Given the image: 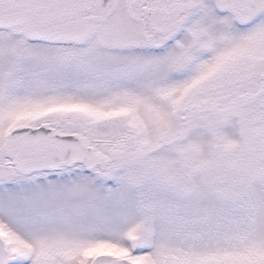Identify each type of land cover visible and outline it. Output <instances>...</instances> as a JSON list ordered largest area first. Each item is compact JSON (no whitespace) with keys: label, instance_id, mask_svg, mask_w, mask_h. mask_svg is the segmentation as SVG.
<instances>
[{"label":"snow or ice","instance_id":"obj_1","mask_svg":"<svg viewBox=\"0 0 264 264\" xmlns=\"http://www.w3.org/2000/svg\"><path fill=\"white\" fill-rule=\"evenodd\" d=\"M0 264H264V0H0Z\"/></svg>","mask_w":264,"mask_h":264}]
</instances>
